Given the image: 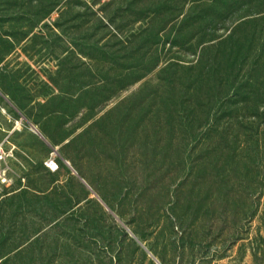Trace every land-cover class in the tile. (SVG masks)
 <instances>
[{
	"label": "rangeland",
	"instance_id": "374dc122",
	"mask_svg": "<svg viewBox=\"0 0 264 264\" xmlns=\"http://www.w3.org/2000/svg\"><path fill=\"white\" fill-rule=\"evenodd\" d=\"M44 5L0 0V214L37 211L0 264H264V152L200 135L224 96L213 47L264 46V0H63L38 22Z\"/></svg>",
	"mask_w": 264,
	"mask_h": 264
},
{
	"label": "trees",
	"instance_id": "16d2710c",
	"mask_svg": "<svg viewBox=\"0 0 264 264\" xmlns=\"http://www.w3.org/2000/svg\"><path fill=\"white\" fill-rule=\"evenodd\" d=\"M211 1L215 2V0ZM62 2L63 0H43L45 12L38 22L46 19ZM258 21L259 19H255V22L258 23ZM234 36L228 35L223 39V43L231 41ZM254 39L253 36L252 41ZM248 40L245 39L246 42ZM213 48L215 51L218 50L221 53V61L216 60L215 62V57L214 62L207 66L203 79L210 83L209 91L214 92L216 87H220L224 92V96H222V99L220 98L218 111L213 112V110H208L206 113V123L200 133L201 139L206 141L208 146H211L214 144L216 138L219 140L225 134H234L235 127H239V129H244V137L247 139V142L249 139L254 142L255 153L264 152V138L263 140L261 139L262 133L259 130L261 123L258 122L264 117V112H247L248 114L238 115L239 111L247 106V104H256L257 100L262 98L258 99L257 97L264 95V90L259 88L260 86L263 87L264 83L254 76L259 66H264V46H214ZM247 65L246 79H241L239 82V86L245 84L244 86L248 88L246 95H243L238 92V88L237 90L234 88L233 84L230 87V81L235 80V78L239 81L240 73ZM207 96L210 99L207 105H210L212 95L208 93ZM245 122H248L251 127L245 126ZM233 137L238 142L240 137L239 132H236ZM10 193L11 191L6 190L4 198L8 197ZM3 201L0 202V206ZM32 211L37 212L33 204L25 196L23 202L18 205L15 204L14 207L11 206L5 213L0 214V234L11 230H19L20 222H23L24 216L27 214L31 215Z\"/></svg>",
	"mask_w": 264,
	"mask_h": 264
},
{
	"label": "built area",
	"instance_id": "2783aa9c",
	"mask_svg": "<svg viewBox=\"0 0 264 264\" xmlns=\"http://www.w3.org/2000/svg\"><path fill=\"white\" fill-rule=\"evenodd\" d=\"M7 157V153H6V150L4 149V146L3 145H0V162L1 161H4L5 158ZM57 152L56 151H53L51 156L45 160L44 164L46 166V168L50 169L51 171H57L59 169V164L57 162ZM3 176H1L0 180L1 182L3 180H7L6 178H2ZM5 185V184H4ZM5 190V189H4ZM4 192V191H3ZM3 192H0V199L3 197L4 193Z\"/></svg>",
	"mask_w": 264,
	"mask_h": 264
}]
</instances>
